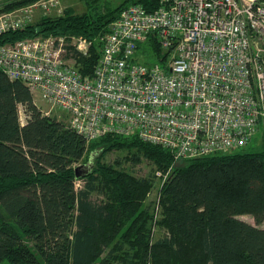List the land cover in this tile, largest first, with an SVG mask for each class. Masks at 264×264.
Instances as JSON below:
<instances>
[{
  "label": "trees",
  "instance_id": "1",
  "mask_svg": "<svg viewBox=\"0 0 264 264\" xmlns=\"http://www.w3.org/2000/svg\"><path fill=\"white\" fill-rule=\"evenodd\" d=\"M85 4L80 15L64 9L61 16L1 35L0 45L64 37L78 71L91 76L99 37L120 11L138 4L151 12L160 0ZM71 38L91 42L88 52H77ZM140 51L146 64L160 60L153 35ZM261 142L258 152L245 146L178 162L169 150L135 136L87 142L67 123L43 114L29 89L0 71V264H264V137ZM114 151L126 152L125 162L138 165L142 158L153 169L136 177L118 160L105 163ZM90 158L91 172L76 179L75 166ZM168 168L159 198L158 225L165 231L149 245L154 210L143 203L154 171Z\"/></svg>",
  "mask_w": 264,
  "mask_h": 264
},
{
  "label": "built area",
  "instance_id": "2",
  "mask_svg": "<svg viewBox=\"0 0 264 264\" xmlns=\"http://www.w3.org/2000/svg\"><path fill=\"white\" fill-rule=\"evenodd\" d=\"M37 12L61 16V1L1 13L0 36ZM151 35L161 57L146 64L140 46ZM99 39L91 76L54 36L0 45V71L65 112L87 142L135 136L176 161L242 149L264 122V0H160L151 12L132 4ZM70 44L86 54L91 42Z\"/></svg>",
  "mask_w": 264,
  "mask_h": 264
},
{
  "label": "rangeland",
  "instance_id": "3",
  "mask_svg": "<svg viewBox=\"0 0 264 264\" xmlns=\"http://www.w3.org/2000/svg\"><path fill=\"white\" fill-rule=\"evenodd\" d=\"M18 1L20 0H0V14L4 13V12H13L17 9H21L24 8L30 4H33L35 1L37 0H33L27 3H23V4H17ZM61 1V5H62V13L65 10L68 9H72L74 14L80 15L82 13H84L86 11V7L87 5L85 4L86 0H60ZM89 3L91 4L90 6H94L96 4L99 5H111V6H115L117 4H119L120 2H122V0H88ZM110 6V7H111ZM7 7V8H6ZM42 12H37L35 14L34 21L38 18H41L43 16ZM57 16L56 13H52L49 16L46 17H55ZM44 18V17H43ZM71 41L73 42V38H71ZM142 47V45L140 46V48ZM159 55H161V53H159ZM33 97V102L35 104V106L43 113H49L50 117H55L57 121H62L65 124L67 123V114L65 112H63L61 109L59 108H50L48 105H46L42 100L41 97L37 94V93H33L32 94ZM21 114V121L22 123L24 122V116L22 113ZM260 127H262L261 129H259ZM262 137H264V122H262V124H260L257 128V132L255 134V138L253 140V142L247 146V150L249 151H256L258 152L261 149V144H262ZM126 156H129L126 152H122V151H114L111 153L106 154V156L104 157L103 161L105 163L108 164H112L118 160L122 163L121 165V169L125 170L126 172L136 176V177H144L146 176L152 169V165H150V163L148 161H145L141 158V163L138 165H133L131 162H125L124 158ZM174 159V158H173ZM174 161H176L174 159ZM178 162V161H176ZM84 162H80L79 164H77L75 166L79 167L84 165ZM80 172H84V170H81ZM169 172H171V168H168L166 171L165 170H158L156 169L153 173L154 176V186L153 188L151 187L150 191L148 192V197L146 198V200L144 201L143 204L147 205L150 204L154 210V216L153 218L150 220V240H149V245H151L153 242H155L158 238H161L162 234L164 233L165 229L162 228V226L158 225L159 223V198H160V190L163 186V181H167L170 174H168ZM166 177V178H165ZM165 178V179H164ZM82 186V183L80 181L76 182V188H80ZM241 220L245 221L246 223H249L251 225L254 224L253 220L251 217L249 216H242L240 218ZM261 228H264V222L260 225ZM149 255H152L151 249L149 250Z\"/></svg>",
  "mask_w": 264,
  "mask_h": 264
},
{
  "label": "water",
  "instance_id": "4",
  "mask_svg": "<svg viewBox=\"0 0 264 264\" xmlns=\"http://www.w3.org/2000/svg\"><path fill=\"white\" fill-rule=\"evenodd\" d=\"M92 168H93L92 158H90L89 161L84 165L74 168L75 178L76 179L84 178L91 172ZM81 170H84V172H80Z\"/></svg>",
  "mask_w": 264,
  "mask_h": 264
}]
</instances>
